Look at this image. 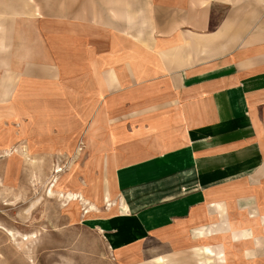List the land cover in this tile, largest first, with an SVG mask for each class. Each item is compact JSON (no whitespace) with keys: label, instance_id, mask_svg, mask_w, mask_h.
<instances>
[{"label":"crops","instance_id":"1","mask_svg":"<svg viewBox=\"0 0 264 264\" xmlns=\"http://www.w3.org/2000/svg\"><path fill=\"white\" fill-rule=\"evenodd\" d=\"M233 2L0 0V152L96 151L73 191L124 260L264 264V26Z\"/></svg>","mask_w":264,"mask_h":264},{"label":"rangeland","instance_id":"2","mask_svg":"<svg viewBox=\"0 0 264 264\" xmlns=\"http://www.w3.org/2000/svg\"><path fill=\"white\" fill-rule=\"evenodd\" d=\"M242 1L248 7L242 9ZM233 12L239 20L249 16L254 32L264 26V0H234ZM234 26L241 32V22ZM83 147L28 155L13 153L14 148V157L0 152V264H136L115 252L104 228L91 223L98 219L85 218L88 211L103 212L112 203L106 195L107 203L100 207L97 199L83 200L74 193L77 172L92 178L97 173L90 160L97 152ZM3 178L9 183H2ZM104 179L106 184L109 179ZM92 182L87 185L91 193L97 180Z\"/></svg>","mask_w":264,"mask_h":264}]
</instances>
